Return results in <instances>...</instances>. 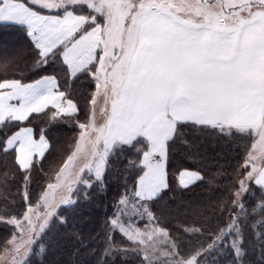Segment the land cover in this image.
Returning <instances> with one entry per match:
<instances>
[{
    "label": "snow or ice",
    "instance_id": "1",
    "mask_svg": "<svg viewBox=\"0 0 264 264\" xmlns=\"http://www.w3.org/2000/svg\"><path fill=\"white\" fill-rule=\"evenodd\" d=\"M0 31V264H264V0H0Z\"/></svg>",
    "mask_w": 264,
    "mask_h": 264
},
{
    "label": "trees",
    "instance_id": "2",
    "mask_svg": "<svg viewBox=\"0 0 264 264\" xmlns=\"http://www.w3.org/2000/svg\"><path fill=\"white\" fill-rule=\"evenodd\" d=\"M7 38V32L0 31V41H3ZM61 134V136H67L71 137L73 133L75 132L74 128L71 127H65L58 130ZM65 143H68V141H65ZM183 154V150L177 151L175 155V159L179 160ZM3 160V155L0 154V161ZM62 159L59 156H49L48 159L45 161L46 165H49L53 169V176L55 175V171H58L59 165L62 164ZM242 163V161H241ZM45 171H48V168H45ZM117 173L115 170H113V175H116ZM112 188L114 190L115 184L112 185ZM112 191H110L107 195L100 194L97 196L96 200L87 206L84 207L83 212L85 215H91L101 222L103 221L104 214L108 212L110 214L111 208L113 206L112 204ZM2 206V204H0ZM79 227V225H77ZM89 227L88 225H85V228ZM9 231V228L7 225L0 224V239H3L6 233ZM95 245H93L94 247ZM71 249V244L68 245V247L64 250L65 252V258L68 251ZM84 260H88V257H81ZM129 260H135V264H139V259L136 257H129Z\"/></svg>",
    "mask_w": 264,
    "mask_h": 264
},
{
    "label": "rangeland",
    "instance_id": "3",
    "mask_svg": "<svg viewBox=\"0 0 264 264\" xmlns=\"http://www.w3.org/2000/svg\"><path fill=\"white\" fill-rule=\"evenodd\" d=\"M58 170H59V169H58ZM53 177H54V176H53ZM144 223H147V221H142V222H140L139 226H140V227H143V224H144Z\"/></svg>",
    "mask_w": 264,
    "mask_h": 264
}]
</instances>
